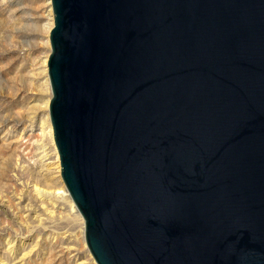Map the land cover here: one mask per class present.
Here are the masks:
<instances>
[{
    "label": "water",
    "instance_id": "95a60500",
    "mask_svg": "<svg viewBox=\"0 0 264 264\" xmlns=\"http://www.w3.org/2000/svg\"><path fill=\"white\" fill-rule=\"evenodd\" d=\"M49 119L96 264H264V0H51Z\"/></svg>",
    "mask_w": 264,
    "mask_h": 264
},
{
    "label": "rangeland",
    "instance_id": "374dc122",
    "mask_svg": "<svg viewBox=\"0 0 264 264\" xmlns=\"http://www.w3.org/2000/svg\"><path fill=\"white\" fill-rule=\"evenodd\" d=\"M53 25L51 0H0V264H96L49 119Z\"/></svg>",
    "mask_w": 264,
    "mask_h": 264
},
{
    "label": "bare ground",
    "instance_id": "6f19581e",
    "mask_svg": "<svg viewBox=\"0 0 264 264\" xmlns=\"http://www.w3.org/2000/svg\"><path fill=\"white\" fill-rule=\"evenodd\" d=\"M52 20V19H51ZM51 137V136H50Z\"/></svg>",
    "mask_w": 264,
    "mask_h": 264
}]
</instances>
